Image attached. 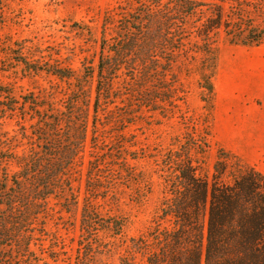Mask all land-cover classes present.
I'll return each mask as SVG.
<instances>
[{"label":"trees","instance_id":"1","mask_svg":"<svg viewBox=\"0 0 264 264\" xmlns=\"http://www.w3.org/2000/svg\"><path fill=\"white\" fill-rule=\"evenodd\" d=\"M134 1L136 5L120 11L119 18L107 15L97 62L73 78L65 111L53 113L52 102L41 105L35 98L23 97L17 108L22 116L28 109L30 119L36 116L31 124L35 143L29 141L27 148L17 152L19 143L5 135L0 138V264H37L31 244L41 235V231L36 235L35 225L48 213V198L57 197L64 204L75 202L68 171L87 139L91 107L94 133L101 99L119 110L114 118L122 127L135 106L168 111L179 99L172 67L179 57L192 59L202 51L196 46L197 39L210 49L211 38L223 28L230 42L256 45L264 40V27L244 14L247 10L264 13V0H253V10L239 7L233 17L219 4L199 16L202 0ZM107 28L114 34L106 36ZM36 61L21 60L28 71L74 76L70 68ZM202 66V88L212 93L215 61L211 57ZM94 74L92 101L86 84ZM0 96L7 99L1 102L6 109L14 111L17 101L13 96L3 89ZM117 99H125V107ZM196 145L191 138L162 156L167 171L158 217L170 225L161 226L157 220L146 234L124 238L128 243L119 264H264V173L244 161L234 162L228 155L214 161L210 174L203 173L201 159L194 156L203 149L196 150ZM10 164L14 170L9 169ZM120 164L132 178L125 157ZM80 225L87 234L100 229L115 238L122 237L127 220L124 216L100 217L86 197ZM105 248H116L115 240L107 241Z\"/></svg>","mask_w":264,"mask_h":264},{"label":"rangeland","instance_id":"2","mask_svg":"<svg viewBox=\"0 0 264 264\" xmlns=\"http://www.w3.org/2000/svg\"><path fill=\"white\" fill-rule=\"evenodd\" d=\"M249 1L202 0L198 15L219 4L233 17L239 7L253 10V0ZM135 5L134 0H0V89L17 101L15 110L10 111L1 103L7 99L0 96V108H4L0 110V138L5 135L19 143L17 152L27 148L29 141L35 143L31 124L36 116L30 119L29 109L22 116L17 108L23 97L35 98L41 105L52 102L53 113L65 111L73 78L97 62L107 15L119 18L120 11ZM246 13L253 24L264 27V13ZM109 34H114L112 28H107L105 35ZM196 46L202 51L192 59L179 57L172 67L179 97L172 109L163 112L135 106L122 127L114 118L119 110L101 99L95 139L91 107L87 139L68 171L75 202L64 204L57 197L48 198V213L35 225L36 235L38 231L41 235L31 244L37 264H119L128 243L124 238L146 234L157 220L161 226H169V221L158 217L167 171L162 156L191 138L197 142L196 150L203 149L194 152L202 161L203 173L210 174L214 161L225 155L264 173V40L256 45L230 42L222 28L211 38L210 49L200 39ZM211 57L215 72L211 77L213 92L209 93L202 88L199 73ZM22 59L58 64L72 69L74 76L60 78L45 70L28 71ZM94 79L95 74L86 84L92 101ZM120 101L117 99V104L125 107L126 100ZM123 157L133 172L130 179L120 164ZM9 169L15 166L10 164ZM86 197L100 217H126L122 237L113 238L100 229L87 234L81 228ZM113 240L116 248L106 251L107 241Z\"/></svg>","mask_w":264,"mask_h":264}]
</instances>
